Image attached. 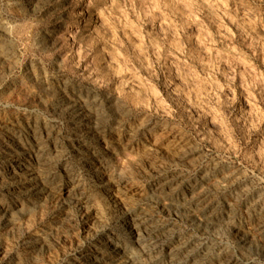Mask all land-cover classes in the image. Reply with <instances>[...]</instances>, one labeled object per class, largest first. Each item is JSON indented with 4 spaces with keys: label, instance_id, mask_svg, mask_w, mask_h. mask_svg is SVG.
Listing matches in <instances>:
<instances>
[{
    "label": "rangeland",
    "instance_id": "1",
    "mask_svg": "<svg viewBox=\"0 0 264 264\" xmlns=\"http://www.w3.org/2000/svg\"><path fill=\"white\" fill-rule=\"evenodd\" d=\"M0 264H264V0H0Z\"/></svg>",
    "mask_w": 264,
    "mask_h": 264
}]
</instances>
